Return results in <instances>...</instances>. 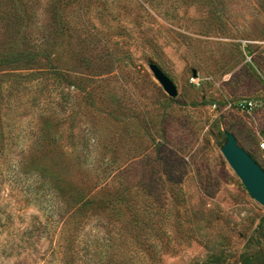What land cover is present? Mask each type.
<instances>
[{"label":"rangeland","instance_id":"obj_1","mask_svg":"<svg viewBox=\"0 0 264 264\" xmlns=\"http://www.w3.org/2000/svg\"><path fill=\"white\" fill-rule=\"evenodd\" d=\"M262 95L264 0H0V264H264Z\"/></svg>","mask_w":264,"mask_h":264},{"label":"water","instance_id":"obj_2","mask_svg":"<svg viewBox=\"0 0 264 264\" xmlns=\"http://www.w3.org/2000/svg\"><path fill=\"white\" fill-rule=\"evenodd\" d=\"M154 78L163 90L171 97L177 95V88L173 81L154 63L149 64ZM226 140L220 151L228 165L239 177L249 195L264 205V169L242 147L231 132H225Z\"/></svg>","mask_w":264,"mask_h":264},{"label":"built area","instance_id":"obj_3","mask_svg":"<svg viewBox=\"0 0 264 264\" xmlns=\"http://www.w3.org/2000/svg\"><path fill=\"white\" fill-rule=\"evenodd\" d=\"M215 105L214 103L213 106ZM224 109L237 110L244 114L254 116V118L257 115L254 120L255 125L253 131L256 137V145L260 150V157L264 160V95L258 98H245L232 102L228 101L224 104Z\"/></svg>","mask_w":264,"mask_h":264},{"label":"trees","instance_id":"obj_4","mask_svg":"<svg viewBox=\"0 0 264 264\" xmlns=\"http://www.w3.org/2000/svg\"><path fill=\"white\" fill-rule=\"evenodd\" d=\"M103 199H100V200H97L95 199L94 197L90 198L88 196H83V199H82V205L86 206L87 204H92V203H95V202H102Z\"/></svg>","mask_w":264,"mask_h":264}]
</instances>
